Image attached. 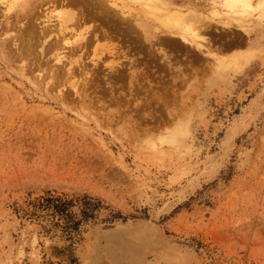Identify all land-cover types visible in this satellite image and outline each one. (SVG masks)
Wrapping results in <instances>:
<instances>
[{
  "label": "rangeland",
  "instance_id": "obj_1",
  "mask_svg": "<svg viewBox=\"0 0 264 264\" xmlns=\"http://www.w3.org/2000/svg\"><path fill=\"white\" fill-rule=\"evenodd\" d=\"M28 1L26 9L19 7L0 22V89L5 86L0 92L5 94L0 96V264H264V14L256 10L238 18L212 11L202 1L170 0L212 21V31L203 34L212 53L169 48L173 65L188 69L181 82L176 70L166 74L162 56H155V63L148 50L146 56L121 52L130 42L123 39L126 25L119 15L115 21H95L94 10L86 8V19L92 15L94 22L86 20L83 27L96 28L98 38L81 61L89 67L91 59L101 57L103 69L120 59L125 72L124 53L137 54L142 86L131 91L129 77L122 84L104 67L79 91L82 98L64 80L65 95L70 91L71 98L80 99L64 106L55 98L57 88L46 91L43 84L36 81L34 88L27 81H35L37 72L19 77L22 62L14 58V38L24 44L23 29L54 10L49 6L54 0ZM127 1L135 14L138 4ZM52 24L59 27L55 19ZM84 24L70 23L67 37ZM112 44L119 45V55L108 52ZM34 46L31 53L40 55ZM249 51L240 61L243 70H218L220 56ZM29 64L23 65L29 70ZM170 135L186 140L189 149L173 151L162 143ZM149 141H155L156 152L148 149ZM49 194L72 202L69 213L79 223L77 230L67 231L50 212L26 214ZM84 198L94 205L89 217L83 214Z\"/></svg>",
  "mask_w": 264,
  "mask_h": 264
},
{
  "label": "bare ground",
  "instance_id": "obj_2",
  "mask_svg": "<svg viewBox=\"0 0 264 264\" xmlns=\"http://www.w3.org/2000/svg\"><path fill=\"white\" fill-rule=\"evenodd\" d=\"M54 1H51L49 3L50 4L49 6H52L54 8V10L49 11L48 13H44L42 16L40 15L41 18L35 17V19L36 18L38 19V20L35 21V24H30L29 23L28 30L26 28H25V30L23 29L24 32H27V37H25V34L23 33L24 34V38H25L24 39L25 40L24 41V44L21 43V42L18 43L17 42L18 39L17 38L15 39L13 37L14 38V41L16 40L15 44H13V45L16 46V47H14V48H16L15 49L16 50L15 53L18 52L17 55H16L17 57L14 56L15 54L13 56H14V58H17V59L20 60V62H22V68L20 70V74L18 73L17 69H16V72H15L17 75L18 74L20 75L19 77L21 78V80L23 78H25V76H26L25 74H27L28 71L31 74H33V75H34L35 72H37L38 75L37 76L36 75L34 76L35 77V81H29V79L26 78V79H28L27 81L29 83L31 82L30 83L31 85L35 84L36 81L39 83V85L43 84L45 86L46 91L50 87H51V89L57 88V90H56L57 91V93H56L57 94V97L55 96V98H56V100H58L64 106H66L68 103H71V102H76V101L77 102H80L79 101L80 99L79 100H75L74 97L71 98L69 96V94H70L69 92L70 91L67 92L66 95H65V92L62 89V88L65 87L64 80H67L66 82L69 84V87H71L72 88V91H74V93L77 94L78 97H79V96H81V93H82V92L79 93V91L80 90L84 91L86 89V87H88V86H86L87 83H88L87 80H91V78L94 75L98 74L99 73L98 71H100V69H102L101 68V65H102L103 62H102V60H100L101 57H98V55L96 53H95V55H96L95 57H98V58L97 59H91L90 60L91 63H88V64H90V66L92 64L91 68H90V66L88 67L86 65V63H83V61H81L82 60V57L84 56L83 54L92 45L93 41L94 40L96 41L97 38H98L97 37L98 35L96 33H94V35H93V31H96V28H93V30H90L89 27L87 29H84V27H86L85 24H84V22L86 23L88 20L89 21H92L93 20V18H91L92 17L91 14H90L91 15L90 18H88V20L86 19L87 18V15H88V14H86L87 12L85 11L86 8L88 9V11L91 10V9L94 10V13H95V16H96L95 19H94L95 21H97L96 18H98V17L100 19H102V18L104 20L106 19V21H108V19H113L114 20L115 17L119 15L120 17L118 19H121L120 21L126 25V30H123L124 33H125L124 36H123L124 37L123 39L125 40L127 38L128 42H130L128 44L131 45V47H130V45L128 46V48L126 47L127 48L126 51H122L121 50V52H125L126 54H128V53H131V52L134 51V53H141L142 55L144 54L143 56H146V55H148V54H146L147 53V50H148V53H149L148 56L150 57V58L149 57L148 58H149V60H151V62L154 61V60H156L155 59V56H156V58H157L158 55L159 56H162L163 57V61H165L163 63H165V66L169 69V70H167L169 72H166V74H169L170 75V70L171 71L172 70L173 71L176 70L177 72L176 71L175 72L178 73L176 75H178L179 78H182V79L184 78V81L182 80L181 82H185V79H187L189 77L188 74L185 73V71H187L188 69L186 70L182 66H179L177 68L175 67L177 64L175 65L174 62H173V60H172L173 51H172V53H170L169 52L170 51L169 48L172 49V46L174 45L176 47L180 46L182 48L192 47V48L195 49V51L200 52V53H203L204 50H207L208 53L211 52L209 50L210 49V46H212L211 45V40H209L208 37H206V36L203 35L205 31L208 32L210 30V28H212L211 27V25H212L211 24V22H212L211 19H209L208 16L206 17V15H203L202 13H197L194 9L189 8L188 6H185V5L180 4V3L172 2L170 0H131V1L135 2L136 4H138V6H139L138 7L139 10L137 8V10L134 11L136 13L134 14L132 12L133 9L132 8H129V5H131V3L129 4V2L127 0H59V2H57V0L55 2ZM119 1L121 3H119ZM181 1L182 2H185V0H181ZM195 1L197 3H200L201 1L204 2L205 3V6L211 7L210 10L217 11L221 15H227V16H229V15H233L234 16L235 15L238 18L239 17L244 18V16H251L252 15V11H256V10H258V11L260 10L262 12V14H264V0H219V1L218 0H195ZM28 3H29L28 0H0V6L2 8L1 9V14H0V22L1 21H4L7 17H9L17 8H19V7H25V8H23V10L26 9V6H27ZM57 3H59V4H57ZM200 4H203V3H200ZM58 6L61 8V11H58ZM30 8L31 7H29V10H30ZM41 8H42V6L40 7V9ZM38 10H39V8H38ZM29 12L30 11H28V13ZM89 12H91V11H89ZM111 13H113L114 15L111 14ZM256 13H257V11H256ZM39 14H40L39 12H38L37 15H35V13H34L35 16H38ZM35 19H33V20H35ZM53 19H55L58 22L59 27L52 26L53 25L52 24L53 23ZM118 19L116 20V22H118ZM80 22H81V24H84L82 26L80 25L81 27L84 26L83 29H72V30L70 29L71 30V33H70L71 36L70 37H67V34L68 33H66V32H68V30L70 28L69 27V24L70 23H73L74 25H76V24L79 25ZM92 22H94V21H92ZM25 23H27V22H25ZM101 23H103V22H101ZM105 24H107V23H105ZM108 25L110 26V24H107V26ZM118 25H120V24L118 23ZM120 27H122V26H120ZM109 29H110V27H109ZM107 30H108V27H107ZM110 30H113V28H111ZM210 31H212V30H210ZM132 34H133V36H132ZM92 35H93V37H92ZM104 36L107 37L108 34H105ZM11 39L9 41L12 42L13 39L12 40ZM127 40H125V41H127ZM18 44L21 45V46L23 45V48H21V47L19 48V45ZM118 44H116V45L114 44L115 47H113V44H112V47L110 46V48L108 49V52H111V54L113 56H116V54L119 55V53H116L115 52V49H117V48L120 50V47H117V46H119ZM121 44L122 43H120V46L123 45V44L122 45ZM34 45H36V46H38L40 48L39 49L40 50L39 51L40 55H37V54L36 55H33L31 53V50L33 49V47H35ZM238 45H237V47H238ZM8 46L9 45H7V47ZM229 46H230V48L232 50L233 45L231 44ZM9 47H10V49H12V51H10V52L13 53V49L14 48H11V45ZM6 52H8V51H6ZM121 52H120V55L122 56L123 53H121ZM35 53H38L37 50L34 52V54ZM125 53H124V55H123L124 57H122V59H126L127 60L128 65H127V62H126L125 68H127L126 70L129 71V72L126 73V70H125V72H124V70H122V67H124L123 66V63L124 62L121 63L119 61L120 59L118 60L119 62L118 61H115V60L114 61L111 60L108 64L103 65V69L106 68L105 70L110 71V74L109 75L111 76L112 79L113 78H115L116 80L117 79L118 80L121 79L122 80V84L125 83V81L123 82V79L126 78V76L129 77V79H130L129 81L130 82H128V83H130V85H132V89L130 87V89L132 91L133 90V87L135 85H137L138 87L142 86L141 85V82L139 84V82L137 81L138 80L137 78H139L138 71L137 70L139 68H137L136 66H138L139 61H137L136 59L139 60V58H135V56L138 57L137 54L136 55L135 54H132L133 57H128ZM249 53H251V51L247 52L246 54L244 52L243 53H238L239 55L236 54V53L234 54V52H233L227 58L226 57H223V56L222 57L220 56V58L217 59V62H218L217 63L218 70H220V71L228 70V69H230V70L237 69L238 71L239 70L240 71L243 70L244 67L240 68L241 65L243 64V63H241L242 62L241 59H247ZM17 59H15V60H17ZM65 59L67 61H65ZM8 60H9V58H8ZM26 60H30L31 61V64H29V65H31L29 67V70L27 69V65L26 66L23 65ZM144 61H146V60H144ZM159 65H161V64H159ZM191 66H192V64H191ZM77 67H79V70H76ZM167 68H165V69H167ZM103 69L101 70L102 72H103ZM184 69H185V71H184ZM5 70H2V71H5ZM77 71H79L78 74L75 73ZM101 71H100V73H101ZM164 71H166V70H164ZM104 72H106V71H104ZM11 73H13V72H11ZM159 73H161V72H159ZM159 73H158V75H159ZM2 75L3 74L1 73V76ZM96 76H99V74L96 75ZM96 76H94V77H96ZM161 76H158V78H160ZM155 77L157 78V76H155ZM2 78H4V76ZM172 78L174 79V77H172ZM12 79H14V78H12ZM0 80H2V79L0 78ZM121 80H119V81H121ZM54 82H55V84H56L57 87L53 85ZM128 83H126V85H129ZM5 85H7V84H5ZM109 85L111 86L112 83H110ZM110 86H108V87H110ZM3 87H5V86L3 85L1 89H3ZM9 87H11V85ZM33 87L35 88L34 85H33ZM112 87H113V85L111 86V88ZM7 88L8 87H6V89ZM1 89H0V92H1ZM42 89H43V87H42ZM42 89H41V91H42ZM130 89H127V90L129 91ZM134 89H136V88H134ZM3 90H5V89H3ZM148 90H149V88H148ZM53 91L54 90H52V92ZM109 91H111V90L109 89ZM108 92H107V94H108ZM114 92H116V90H114ZM116 93H113V94H116ZM143 93H144V91H143ZM148 93H146V94H148ZM2 94H4V93H2ZM12 95H11V97H12ZM32 95H33V93H32ZM131 95H133V94H131ZM81 98H82V96H81ZM137 98L138 97H135V100ZM18 99L21 101V99L19 97H18ZM18 99H16V100L18 101ZM42 100H40V101H42ZM120 100H122V98ZM98 101H100V100H98ZM113 101L115 102L114 99H113ZM129 101H131V100H129ZM93 102H95V100ZM114 102H113V104H114ZM2 103H3V100H2V102L0 104H2ZM17 103H15V104H17ZM133 103H135V102H133ZM19 104H21V103H19ZM26 104L27 103H25V105ZM74 104L75 103H73V105ZM78 104H80V103H78ZM98 104H96V105H98ZM119 104H120V102H119ZM130 104H132V102ZM100 106H99V108H100ZM122 106H123V104H122ZM0 108H1V106H0ZM81 108L82 109H80V110L83 111V107H81ZM1 109H3V108H1ZM101 109H103L102 106H101ZM9 110H10V108H9ZM41 111H43V110H41ZM25 112H26V110H25ZM29 113H31V112H28L27 114H29ZM41 113H40V117H41ZM140 114H141V112H140ZM12 116H15V115L12 114ZM43 116H44V113H43L42 117ZM38 118H39V114H38ZM140 120L142 122V119H140ZM40 123H41V121H40ZM145 136H146V134H145ZM152 136H155V135H152ZM164 142L167 143V144H169L170 148L173 151L182 152V150H184V149L185 150H188L189 149V146L186 143V140L180 138L177 135H170V136H168L167 138H165L162 141V143H164ZM149 148L153 149L156 152V144H155V141H149L148 149ZM119 242H121V240ZM128 244L131 245L132 244L131 241ZM121 246L122 247H126L127 245L126 246L121 245ZM130 247H133V246L131 245ZM139 247H140V245H139ZM124 249H126V248H124ZM133 249H134V247H133ZM131 250H132V248L130 249V251ZM140 250H141V248H140ZM131 252H130V256H131L130 257V261L132 262V260H133L132 255L133 254H131ZM136 254H138V253H136ZM126 255H128V254H126ZM126 260L127 259H125V261Z\"/></svg>",
  "mask_w": 264,
  "mask_h": 264
},
{
  "label": "trees",
  "instance_id": "obj_3",
  "mask_svg": "<svg viewBox=\"0 0 264 264\" xmlns=\"http://www.w3.org/2000/svg\"><path fill=\"white\" fill-rule=\"evenodd\" d=\"M83 202L84 209H83V214L85 217L90 216V212L93 210L94 206L90 202L86 201V198ZM72 202L65 200L61 197H53L52 195L49 194L47 197H42L41 199L37 200L36 202L32 203V209L33 211H27L26 214L30 216H38L39 211H46L50 212L49 215L58 217V219L63 221L64 227L67 231H75L77 228H79V223L72 220V217L70 216L69 213V208L71 206ZM90 211V212H89Z\"/></svg>",
  "mask_w": 264,
  "mask_h": 264
}]
</instances>
